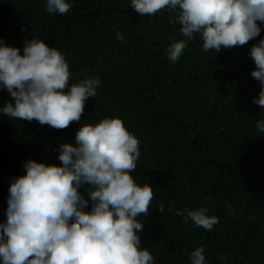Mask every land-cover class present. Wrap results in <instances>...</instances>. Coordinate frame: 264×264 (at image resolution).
<instances>
[{"label": "trees", "instance_id": "16d2710c", "mask_svg": "<svg viewBox=\"0 0 264 264\" xmlns=\"http://www.w3.org/2000/svg\"><path fill=\"white\" fill-rule=\"evenodd\" d=\"M69 2L60 15L46 11V0H0V38L21 54L26 40L43 39L64 54L70 83L100 77L81 124L119 116L139 139L132 175L154 192L149 214L138 218L141 247L153 264H191L197 246L207 264H264V133L255 127L264 107L252 102L261 84L251 75L250 56L264 38V23L254 40L218 53L203 51L196 34L173 64L167 49L186 38L179 24L169 23L170 9L140 16L131 0ZM10 99L0 89V106ZM79 127L56 130L0 115V221L25 162L59 164L60 143L74 142ZM80 192L87 197L85 187ZM202 206L219 219L211 230L175 214Z\"/></svg>", "mask_w": 264, "mask_h": 264}, {"label": "clouds", "instance_id": "9594fccd", "mask_svg": "<svg viewBox=\"0 0 264 264\" xmlns=\"http://www.w3.org/2000/svg\"><path fill=\"white\" fill-rule=\"evenodd\" d=\"M140 16H154L168 8L175 13L186 39L167 49L176 63L188 42L198 34L203 51L244 46L261 32L264 0H131ZM69 0H46V11L65 15ZM260 22V23H258ZM117 39L123 41L120 32ZM251 72L260 82L253 103L264 107V38L254 44ZM72 73L64 54L43 39L19 47L0 38V89L11 99L0 115L16 121H37L56 130L80 123L74 142H61L56 163L29 159L25 174L9 187L6 221H0L2 264H153L151 252L141 247L144 223L154 199L149 183H138L136 171L140 141L119 116L81 124L86 101L94 98L99 76L70 83ZM255 127L264 133V119ZM85 187L87 197L80 192ZM89 203L91 207L89 210ZM171 211V208L169 209ZM163 213V204L158 205ZM207 207L176 209L175 214L198 227L211 230L219 223ZM223 259V257H220ZM191 264H207L204 248L190 254Z\"/></svg>", "mask_w": 264, "mask_h": 264}]
</instances>
